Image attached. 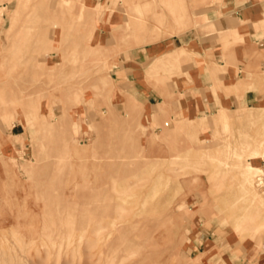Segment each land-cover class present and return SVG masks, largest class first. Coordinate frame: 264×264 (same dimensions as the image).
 Instances as JSON below:
<instances>
[{"label": "rangeland", "instance_id": "1", "mask_svg": "<svg viewBox=\"0 0 264 264\" xmlns=\"http://www.w3.org/2000/svg\"><path fill=\"white\" fill-rule=\"evenodd\" d=\"M226 1L264 34V0H0V264H264V100L140 95L183 88L204 33L242 42L199 15Z\"/></svg>", "mask_w": 264, "mask_h": 264}, {"label": "crops", "instance_id": "2", "mask_svg": "<svg viewBox=\"0 0 264 264\" xmlns=\"http://www.w3.org/2000/svg\"><path fill=\"white\" fill-rule=\"evenodd\" d=\"M233 4V1L229 4L228 1L219 5L206 4L199 15L209 19L212 32L240 29L242 42L230 52H224L220 43L209 38V33H204L203 49L198 53L200 56L203 54L206 63L185 77L183 88L171 85L161 95L153 90L140 94L150 114L157 113L158 105L171 117L174 111L206 115L219 108H249L264 100V34L254 27V22L260 17L250 10L253 15V20H250L245 12L250 7ZM172 44H175V39ZM180 48L182 46L175 45L167 52ZM227 54L228 59L225 57Z\"/></svg>", "mask_w": 264, "mask_h": 264}, {"label": "bare ground", "instance_id": "3", "mask_svg": "<svg viewBox=\"0 0 264 264\" xmlns=\"http://www.w3.org/2000/svg\"><path fill=\"white\" fill-rule=\"evenodd\" d=\"M144 2V3H143ZM142 2V5L143 4H145V1H143ZM99 3V2H98ZM115 4L116 3H114V5H113V7L115 6ZM141 5V6H142ZM116 8V7H115ZM87 16L88 17H93V9H90V11H88L87 12ZM107 17H108V15L106 16V18H105V20H104V25H105V27L107 28ZM133 26V25H132ZM49 27H53V26H48V27H45L46 29H44V31H43V33L41 34V35H36V37H35V40H34V44H35V46H43L42 44H44L45 43V41H48V42H50V45L52 44L53 45V43L55 42V38H54V36L53 35H48L47 34V30H48V28ZM213 32H217L216 30H213ZM101 39V38H100ZM92 40V39H91ZM51 45V46H52ZM102 46V45H101ZM185 51V50H184ZM181 52H183V50L182 51H180L179 53H181ZM173 55H171V54H168V55H166L164 58H162V61H164V62H161V63H158V64H165V63H167V62H170V61H174L173 60ZM157 63H155L154 65L155 66H157L158 65ZM148 69H146L145 71H147ZM155 118H157V117H159V113H156L155 114V116H154ZM176 130H178V129H176ZM174 132V131H173ZM255 170H258V169H256V168H254ZM220 261V260H219Z\"/></svg>", "mask_w": 264, "mask_h": 264}]
</instances>
